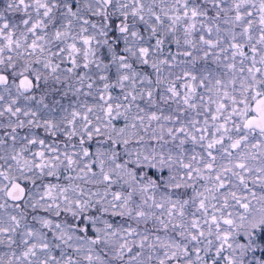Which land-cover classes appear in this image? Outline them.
I'll return each mask as SVG.
<instances>
[{
	"label": "snow or ice",
	"instance_id": "1",
	"mask_svg": "<svg viewBox=\"0 0 264 264\" xmlns=\"http://www.w3.org/2000/svg\"><path fill=\"white\" fill-rule=\"evenodd\" d=\"M0 264H264V0H0Z\"/></svg>",
	"mask_w": 264,
	"mask_h": 264
}]
</instances>
